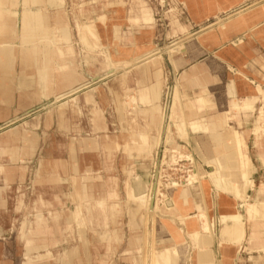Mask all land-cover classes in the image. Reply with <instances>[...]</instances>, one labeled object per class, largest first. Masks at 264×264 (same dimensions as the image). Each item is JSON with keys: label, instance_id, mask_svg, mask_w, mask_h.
Wrapping results in <instances>:
<instances>
[{"label": "rangeland", "instance_id": "374dc122", "mask_svg": "<svg viewBox=\"0 0 264 264\" xmlns=\"http://www.w3.org/2000/svg\"><path fill=\"white\" fill-rule=\"evenodd\" d=\"M63 1L70 31L68 40H63L55 25L56 20L50 18L49 25L42 24L44 28H50L48 39H45L47 31L37 28L33 43H20L23 35L27 34L20 30L22 7H13L18 12V30L10 33L6 44L12 45V41L14 48L7 46L6 54L0 57V71L3 61L9 67L6 75L2 72L0 75V133L11 130L10 147L6 150L9 158L0 162V198L3 201L0 210V264H27L25 236L32 241L28 264H164L169 259L170 249L162 250L164 256L157 252L160 246L153 233L155 218L148 214L147 199H144L156 170V153L159 152L160 156L164 148L159 150L155 143L158 124L147 121L143 117L145 114L139 111L153 104L161 107L167 104V113H171L172 117L169 140L176 136L172 124L178 120L181 105H193L194 100L185 96L192 85L180 82L183 75L180 76V69L186 62H191L189 57L192 51L198 50V44L203 49L199 56L204 51L216 57L233 56L237 65L243 61L249 64L245 71L258 65L256 57L252 61L251 45H247L246 52L245 49L235 52L230 42H220L223 46L219 49H212L211 42L212 36H216L215 41H218V33L225 32L229 24L264 8V0H244L235 5L225 2L227 6L216 9L215 15L212 14L211 0L198 1V7L203 4L205 11L201 21V18L191 14L190 6L195 7V0ZM228 5L231 7L228 8ZM53 7L56 11L61 4L54 3ZM53 7L41 8L47 12L51 10L53 16ZM145 7L152 14L149 21L130 19L133 10L138 14ZM242 8L245 10L240 12ZM103 14L110 19H118L117 15L122 14L129 28L121 33L120 40L122 26L115 24L113 40L106 41L105 37L103 42L99 34L101 44L98 46L89 33L86 35L87 43L83 42L82 26L97 23ZM252 34H236V45L252 41ZM105 35L110 37L109 33ZM255 42L254 46L258 43ZM180 43L181 47L171 57L169 49ZM32 44L40 47L49 45L53 53L52 70L45 84L40 83L31 55L22 51L32 47ZM148 52L151 54L146 55ZM19 55L25 59L18 60ZM147 56L151 58L145 60ZM173 58L180 64L177 71ZM134 64L137 65L132 66ZM109 69L114 71L109 73ZM253 81L255 86L264 85V78ZM259 98L260 95L241 100L249 103L252 108L249 111L234 106L240 100H231L232 110L246 112L244 116L235 115L240 127L236 131L241 132L246 127L244 130L264 132ZM152 112V117L158 122L160 115L154 110ZM242 117L245 123L241 122ZM196 128L193 125L194 130L199 129ZM221 133L208 130L197 134L208 160L204 163L212 165L217 173L223 172L222 176L209 172L208 178L218 186L214 191L217 195L224 189L219 186V181L225 178L223 175L227 172L233 174V168L239 170L235 172H239L238 186L248 189L238 197L241 207L234 214L240 215L242 221L251 219L253 232L260 231V225L256 223L260 217L264 219V192L249 190L253 180L250 177L252 165L247 155V144H243L242 150L234 147L229 151V158L238 161L235 166L228 164L227 154L217 161L215 148L219 143L222 145ZM24 138L27 139L26 146L22 142ZM180 151L183 153L181 156ZM166 153L167 162L161 173L167 192L159 196L157 205L158 210L173 215L191 206L190 188L195 192L197 185L202 186L203 176L199 170L207 167H201L199 156L185 146L180 150L168 146ZM246 160L250 163L249 167L242 169L240 165L243 161L247 163ZM139 188L143 191L139 192ZM167 193L174 200L171 206L166 202L160 204L168 199ZM182 197L183 202L179 200ZM250 203L254 204L252 212L249 211ZM204 213L207 211L204 210ZM234 214H222L221 221L208 216L204 220L208 227L213 219L214 237L221 230L222 237L228 238L227 222ZM180 217L183 222L186 221L182 214ZM189 235L197 240L198 237L205 239L211 233L202 230L199 224Z\"/></svg>", "mask_w": 264, "mask_h": 264}, {"label": "crops", "instance_id": "0c3cea01", "mask_svg": "<svg viewBox=\"0 0 264 264\" xmlns=\"http://www.w3.org/2000/svg\"><path fill=\"white\" fill-rule=\"evenodd\" d=\"M198 1L202 2V0H195V7L193 5L189 6L190 10H192V16L195 18H201L199 19L201 21L203 20L202 18L204 17L205 11L203 4L198 7ZM211 1L213 2L212 7L214 9L212 14L215 15L216 9H223V7L221 6H227L225 5V2L235 5L244 0ZM222 1L224 3H222ZM229 7H231V5H228V8ZM117 16L118 19L117 17L112 19L108 18V21L106 23H103L101 20L97 21V29L100 36L103 38L102 41H105V37L106 41L114 39L112 38V33L113 26L115 24H120L122 26L120 38L118 40L122 38L121 33L126 32L127 28H129L125 23V17H123L122 14H118ZM241 19L229 24L228 29L225 32L218 33V41H215L216 36H213L214 38L212 39V42L210 41L212 46L211 48L219 49L222 47L220 42L227 41L233 45L235 52H239L242 49H245L246 52L247 45H251L249 49L254 56L252 61H254V58L256 57L255 60L257 62L256 64L258 65L250 68L248 71H245V68H248L249 64H246V61H243L237 65L235 63V57L233 56L232 58H224V56L216 57L214 55H207L205 51L199 56V51L192 52L189 57V60L191 62H186L180 69V76L184 72H187L189 75L187 77L182 76L180 82L182 83V81H184L189 85H192L190 86L192 87V89H187V91L185 92V96H191L194 98L193 101L190 100V102L192 101L193 105L190 104V106L186 105L185 107L184 105H181L180 111L177 114L178 120L176 121V124H172L173 134H175L176 136L171 139V143H169L170 145L168 144L169 147H176L177 149L184 146L187 147L188 150L190 148L193 152H195V154L199 156V159L201 160V167H207V169L202 168V170H199V172L203 176V179L201 181L202 186L197 185L195 192H193L190 188L189 201L191 205L190 207L192 209L187 213L190 215L192 213L195 214L199 211V207H201L203 210L207 211L209 217L215 219L219 218V221H221L222 214H234L235 212H239L241 203L235 196L234 190L227 191L226 189H223L224 191L222 190V193L215 195L214 191L218 186L215 182L208 178V173L213 168L210 166V164L208 165L207 163H204L206 161L208 162V160H206L205 155L202 152L197 134L199 132L208 130L221 133L231 127L235 130L237 128L240 129L238 122L235 120V115L244 116L246 112L242 110H232L231 100L234 98L241 101L244 98L259 96L260 94L258 91V86L264 89V86L262 85L263 83H260L261 85L254 86V82L252 81L253 78L250 79L249 77H254V79L257 80H263L264 78V8L255 13L246 14ZM119 20L121 21V23ZM251 32L253 33L250 38L252 41L243 42L242 45H236V34L241 33L247 35L251 34ZM106 33H109L110 37H107L105 35ZM255 41H257L258 43L254 46V44L256 43ZM121 52H123L124 54V51ZM215 53L216 52H214V54ZM209 58L211 62L208 60ZM192 59L195 61H193ZM239 104H234V106H239V109L248 111L252 109L251 106H249V103L246 101H241ZM152 111L153 109L150 108L140 110L139 112L141 114H145V116L143 117H147L148 120L149 118H152V120H149V122L152 121L153 124L157 125L158 122L154 117H152ZM3 112L6 113V111ZM10 112L11 110H9V113ZM241 122L245 123L243 117L241 119ZM193 125H195V127L199 129L194 130ZM245 128H241V132L248 133L246 138L247 155L252 165L250 168V177L253 180V184L251 187H249V190L252 192H264V132H257L255 131V129L244 130ZM10 131L11 130H8V133ZM8 133L7 130L0 133V162L6 161V159L9 158L7 156L9 152L6 151L8 147H10V133ZM228 140L229 142H227L226 147H224L225 142L222 141V145L221 143H219L216 148L219 146L222 149L220 152V156H224L227 154L228 164H233L235 166L238 163L237 159H233L231 157L229 158L228 155L229 151L233 150L234 144L231 142V138ZM216 148L215 154L217 156ZM143 171L146 172L145 168H143ZM229 171H231V169H229ZM232 171L236 172L239 170L233 168ZM235 172L234 174L227 177H232L233 179L224 180L223 183H226V185L223 184L224 187L227 186L231 188L232 186L236 185L235 180L237 179V177H239V172ZM141 179L145 180L143 178ZM240 187L242 189V192H247L248 188L245 190L244 186L240 185ZM141 191H143L142 188H139V192ZM176 194H179L178 191L176 192ZM167 196L168 199H165L166 204L172 205L173 203L171 200V195L168 194ZM179 200L183 202L184 198L182 197ZM165 202L163 201L160 204H163ZM2 203L3 201L0 198V210ZM184 206H187V204H185ZM253 207L254 204H251L250 209L248 208L249 211L252 212ZM181 214H184V211H182V213L176 212L172 215L164 213L162 212V210H158V215L156 214L155 216L153 233L156 236L155 239L160 246L159 249H157V252L161 256H164L165 254H161L162 250H165L167 248L170 249L169 259L167 261H164V264H264V229L262 228L264 226V219H262V217H260V221L256 223H259L260 225V231L256 232H253V229H251V226L253 224L251 219H243V231L242 235L240 236L241 242H236L235 240H232L230 238H223L220 230L219 233L215 235V237L214 235H212L211 239H213L210 240L209 244H202L201 246H199L197 240L189 235V232L193 230V228L198 227V221H196L195 219H187L186 221L182 222L180 217ZM255 242L259 243L257 244ZM255 245H258V247H253ZM173 248H175V251L173 250Z\"/></svg>", "mask_w": 264, "mask_h": 264}, {"label": "bare ground", "instance_id": "6f19581e", "mask_svg": "<svg viewBox=\"0 0 264 264\" xmlns=\"http://www.w3.org/2000/svg\"><path fill=\"white\" fill-rule=\"evenodd\" d=\"M60 0H0V57H3L5 54H6V47L7 46H12L13 47V43L11 41L10 44L12 45H7L6 42L9 38V35L12 31H15L16 29L18 30V28L16 27L17 24H18V21H17V17H18V12L15 10V9H12L13 7H22V14L20 15V22L19 24H21V27H20V30L23 31L24 33H27V34H24L23 37L24 38H21L20 39V43H25V42H28L29 43H33L35 39V36H36V33H35V30L37 28H40L42 29V31H47V35L45 37V39H48L49 37V33H50V28L49 26L47 27H43L42 24L44 23H47L49 25V20L50 18H54L56 20L55 22V25L57 26V28H59V31L61 32L62 34V37H63V40H68L69 37H70V31H69V28H68V22L66 20V11L63 9L62 5L64 3L63 0H61V2H59ZM54 3H60L61 4V7L60 8H57L56 11L55 8L53 7ZM253 5V4H252ZM43 6H46V7H53L52 8V11L54 12L53 16H52V12L48 11H44L41 7ZM251 6V5H250ZM56 7V6H55ZM188 7V6H187ZM246 7V6H245ZM247 8V7H246ZM19 9V8H18ZM262 9V8H261ZM49 10V9H48ZM133 10V9H132ZM245 8H242L241 10H239L240 12L244 11ZM133 14L130 16V19L132 21H135V20H143V21H149V19L151 18L152 14L151 12L149 11L148 7H145L142 9V11H139L138 14H136L137 11L133 10L132 11ZM242 14V13H241ZM245 14V13H244ZM230 16V15H229ZM233 16V15H232ZM231 18V17H229ZM108 19V16L106 14H103L101 17H100V20L103 21V22H106V20ZM238 19V17H237ZM240 19V18H239ZM238 19V20H239ZM222 20V19H220ZM242 20V19H241ZM225 22V20H222ZM221 21V22H222ZM220 22V23H221ZM213 24V23H212ZM236 24V23H235ZM244 24V23H243ZM242 24V25H243ZM81 26V25H80ZM245 26V25H244ZM208 27V26H207ZM81 28V27H80ZM213 28V27H212ZM239 28V27H238ZM211 29V28H210ZM90 33V34H89ZM89 34L92 38L95 39L96 41V44L98 46H100L101 44V38L99 36V32H98V29H97V23L96 21L95 22H92L90 24H86V25H83L82 26V31H81V38H82V41L84 42L87 37L86 35ZM116 34V33H115ZM196 35V34H195ZM190 37V36H189ZM213 37V36H212ZM188 38V37H187ZM209 38V36H208ZM239 38V37H238ZM187 40V39H186ZM244 40V39H243ZM50 41V40H48ZM46 42V41H45ZM86 42V41H85ZM179 42V41H178ZM87 43V42H86ZM182 43V42H181ZM181 43L179 46L174 47L175 48H170L168 53L170 54L171 57H173L175 54H176V51L179 50V48L181 47ZM15 44V43H14ZM26 44V46L28 45ZM46 44V43H44ZM178 44V43H177ZM198 44V43H197ZM25 45V44H24ZM31 45V44H30ZM29 45V46H30ZM33 45V44H32ZM45 46V45H44ZM91 46V45H89ZM223 46V45H222ZM14 48V47H13ZM70 48V47H69ZM198 50L196 51H199V52H203V49L201 48V46L198 44ZM214 49V48H213ZM168 50V49H167ZM24 52V54H30L31 55V59H32V62L35 63L36 65V68H37V74L39 76V79H40V83L41 84H45L46 80H47V75L48 73L52 70L50 68V65H51V61H52V57H53V53L51 51V48L50 46L46 45V47H40L38 45H33L32 47H27V48H24L22 50ZM182 51V50H181ZM61 52V51H60ZM121 52V51H120ZM151 52V51H150ZM150 52H148L146 55H149L151 54ZM193 52V51H192ZM184 54L187 53L186 50H184L183 52ZM145 56V55H144ZM154 56V55H153ZM187 57V56H186ZM15 57H13L12 59H14ZM151 56H147L145 57V60L147 59H150ZM196 58V57H195ZM11 59V60H12ZM25 59V58H23ZM21 58V56L19 55L18 56V60H23ZM174 59V58H173ZM210 59V58H209ZM144 60V59H143ZM193 60V59H192ZM219 60V59H217ZM112 61V60H111ZM185 61V60H184ZM195 61V60H193ZM221 61V60H220ZM223 62V61H222ZM1 63V61H0ZM139 63V62H138ZM131 64V63H130ZM128 65V64H127ZM137 65V64H136ZM135 64L132 65V66H136ZM179 62H177V60L174 59V67H175V71H177L179 69ZM212 66V65H211ZM122 67V65H121ZM7 68L9 69L8 66H5L4 65V61H3V68H2V71H0V75H1V72L4 73L5 75L8 73L7 71ZM117 68V66H116ZM120 68V66H119ZM124 68V67H123ZM128 68V67H127ZM112 69H115V68H112ZM112 69H109V73L110 72H113L114 70ZM130 69V68H129ZM115 70H119L118 68L115 69ZM126 71H128V69H125ZM231 70V69H230ZM235 71V70H234ZM174 72V71H173ZM236 73V72H235ZM234 74V73H233ZM241 74V73H240ZM189 74L187 72H184L183 73V77H187ZM145 76V75H144ZM244 76V75H243ZM146 77V76H145ZM142 79V78H141ZM254 80V79H253ZM252 80V81H253ZM250 81V80H249ZM48 82V81H47ZM254 82V81H253ZM252 83V82H251ZM141 84V83H140ZM258 84V83H257ZM256 85V84H255ZM254 85V86H255ZM142 86V85H141ZM158 86V85H157ZM264 86V85H263ZM108 87V85H107ZM83 88V87H82ZM157 88V87H156ZM21 89V88H20ZM178 89V88H177ZM257 89V88H256ZM44 91V90H43ZM42 91V92H43ZM78 91V90H76ZM258 91H259V94H260V98L259 100L262 102V114L260 116V120L264 121V89L260 86H258ZM143 93V92H142ZM43 94V93H42ZM106 94V93H105ZM92 95V94H91ZM200 95V94H199ZM133 96V95H132ZM4 98V97H3ZM63 98V97H62ZM53 99V98H52ZM56 99V98H55ZM54 99V100H55ZM60 99V98H59ZM1 100V99H0ZM85 100V99H84ZM5 101V100H4ZM87 101V100H85ZM126 101V100H124ZM2 102V101H1ZM88 102V101H87ZM54 104V103H53ZM165 105V104H164ZM94 106V105H93ZM141 106V104H140ZM51 107V106H50ZM152 108L155 113L159 114V120H158V134L156 137H154L155 139V143H156V146L159 148V150L161 149V147H163V152H162V157H159L158 153H156V159H155V173L153 175V181H151L150 185H149V189L147 190L146 195H144V199H147V212L148 214H151L153 215V217L155 218V215L157 214V210H158V198L159 196L163 195L166 191L165 187H166V182L164 183L163 180H162V175H163V172L161 173V171L164 169L165 167V163L167 162V153H166V150L168 148V144L171 143L170 140H169V132H170V127H171V120H172V117H171V113H167V104L164 106V107H161L159 105H156V104H153V105H150L147 109H150ZM51 109V108H50ZM107 109V108H106ZM45 110V109H44ZM47 110V109H46ZM49 110V109H48ZM136 110V109H135ZM145 110V109H144ZM90 111V110H89ZM52 112V111H51ZM50 112V113H51ZM61 113V112H60ZM35 114V113H34ZM33 114V115H34ZM60 117V115H59ZM145 119H148L147 117H144ZM51 121V120H50ZM50 121H49V124H50ZM149 121V120H147ZM124 122V121H123ZM219 122V121H217ZM260 123H262L261 121H259ZM187 123V122H186ZM16 124V123H15ZM223 124V123H222ZM20 126V125H19ZM49 126V125H48ZM4 128V127H3ZM232 128V127H231ZM231 128H228L226 129L223 133L220 134V137L221 140L223 142H225V146H227V142H229L228 139L231 138V142L234 144V147L238 150H242V146L243 144L246 143V138H247V135L248 133H245V132H238L236 131L235 129H231ZM264 128V127H263ZM28 129V128H27ZM4 130V129H3ZM16 130V129H15ZM220 131V130H219ZM129 132V131H128ZM8 133V131H7ZM11 133V132H10ZM15 133V132H14ZM262 133V132H261ZM9 134V133H8ZM142 134V133H141ZM140 134V135H141ZM216 134V133H214ZM13 135V134H12ZM52 138V137H51ZM218 138V137H217ZM54 141V140H53ZM23 144L26 145L27 143V139L24 138L22 140ZM32 142V141H30ZM142 142V141H141ZM124 143V142H123ZM55 144H53L54 146ZM170 145V144H169ZM145 146V145H144ZM234 148V149H235ZM178 150H180V148H178ZM216 152H217V161L221 158L222 156H220V147H217L216 148ZM183 155V153L180 151L179 152V156ZM90 158V157H89ZM88 159V158H87ZM63 160V159H61ZM66 160V159H65ZM160 160V163H159V172H158V176H157V181H156V185H157V188H156V193H155V202L154 204L152 205V200H153V192H154V187H155V178H156V172H157V167H158V162ZM247 163H245V161L242 162V166L240 165V167L243 169V168H247L246 166H248V160H246ZM97 162V161H96ZM69 163V162H68ZM66 164V163H65ZM89 164V163H88ZM94 164V163H93ZM154 165V164H153ZM7 166V165H6ZM211 167L213 168V166L211 165ZM249 167V166H248ZM9 168V167H8ZM71 168V167H70ZM87 168V167H86ZM96 168V167H95ZM64 169V167L62 168ZM67 170V169H66ZM8 171V169H7ZM6 171V172H7ZM65 171V170H64ZM224 171V170H222ZM63 172V171H62ZM212 173H217L215 171H210ZM211 173V174H212ZM78 174V173H77ZM217 174H223V172H218ZM234 174V173H233ZM232 175V172H227L225 173L223 176L228 177ZM241 175V174H240ZM65 176V175H64ZM72 176V175H71ZM164 176V175H163ZM222 176V175H221ZM78 177V176H77ZM191 177V176H190ZM142 178V177H141ZM224 178V179H225ZM240 178V177H239ZM72 179V178H71ZM224 179L219 181V186L220 184H222L221 186H223V184L226 185V183H223L224 182ZM174 181V180H173ZM176 181V180H175ZM229 181V180H228ZM235 184L234 186H232L231 188L229 187H224V189H226L227 191H232L234 190V194L235 196L238 198L242 192V190H240L238 184H239V180H235ZM177 182V181H176ZM190 182V181H189ZM221 182V183H220ZM250 182V181H248ZM171 183V181H170ZM175 183V182H174ZM176 184V183H175ZM179 184V183H178ZM230 186V185H229ZM75 192V191H74ZM167 192V191H166ZM168 194V193H167ZM166 194V195H167ZM165 195V196H166ZM242 196V195H241ZM168 197V196H166ZM172 197V195H171ZM141 198V196H140ZM167 199V198H166ZM160 200V199H159ZM172 201L173 198H171ZM165 202V201H164ZM146 204V203H145ZM204 204V203H203ZM168 205V204H167ZM160 206V205H159ZM171 206V205H170ZM192 208L189 207L187 208L186 210H183L184 211V214H182L183 216V219H195L196 221H199V224H200V227L202 230H208L210 231L211 235L210 236H206V240L203 238H200L198 237L197 239V242H198V245L201 246L202 244H204L206 242V244L210 243V240L211 237H212V227H213V219L211 221H209V224H208V227L205 223V218L208 216L207 213H204V210L202 208L199 207V211L195 214H188L187 212L189 210H191ZM34 210V209H33ZM47 210V209H46ZM25 213V212H24ZM36 214V213H35ZM34 214V215H35ZM150 215V217H151ZM231 216V215H230ZM233 218L227 222V224L229 226H227L228 228V231L230 232V236H228V238L232 239V240H235L236 242H241V235H242V231H243V221L241 220V217L240 215L238 214H234L232 215ZM185 217V218H184ZM209 217V216H208ZM152 218V217H151ZM148 220V219H147ZM182 220V218H181ZM152 221V220H151ZM180 221V220H179ZM145 222V221H144ZM183 222V221H182ZM148 225V224H147ZM151 226V225H150ZM25 228V227H24ZM216 228V226H215ZM200 229V228H199ZM198 232V231H197ZM196 234V233H195ZM227 234V233H226ZM229 234V233H228ZM194 235V233H193ZM197 238V236H196ZM226 238V237H225ZM17 239V238H16ZM24 240H26L25 242V246H26V253H25V256L27 258V261L29 262L30 259H31V249H32V241H31V238L30 237H27L25 236L24 237ZM202 240V241H201ZM17 243V242H16ZM212 243V242H211ZM12 244V242H11ZM152 244V243H151ZM2 245V244H1ZM150 245V244H149ZM9 246V245H8ZM154 246V245H153ZM152 246V247H153ZM18 248V247H17ZM208 248V247H207ZM153 249V248H152ZM12 250V249H11ZM21 250V249H20ZM148 250V249H147ZM146 250V251H147ZM205 251V250H204ZM154 252L151 250V253ZM21 254V253H20ZM153 254V253H152ZM1 255V254H0ZM209 256V255H208ZM152 257V256H151ZM145 258H147L145 256ZM152 259V258H151ZM150 259V260H151ZM27 262V264H28ZM242 262V260H241ZM26 263V262H25ZM146 263V262H145ZM150 263H152L150 261ZM148 264V263H147Z\"/></svg>", "mask_w": 264, "mask_h": 264}, {"label": "water", "instance_id": "95a60500", "mask_svg": "<svg viewBox=\"0 0 264 264\" xmlns=\"http://www.w3.org/2000/svg\"><path fill=\"white\" fill-rule=\"evenodd\" d=\"M161 152H162V150H161ZM161 152H160V156H159V157H161ZM159 163H160V160H159V162H158V167H157V172H156L155 187H154V192H153L152 205H153L154 202H155V193H156V188H157L156 181H157V176H158V172H159Z\"/></svg>", "mask_w": 264, "mask_h": 264}]
</instances>
